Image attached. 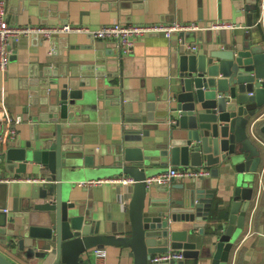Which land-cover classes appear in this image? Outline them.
Here are the masks:
<instances>
[{"label": "water", "instance_id": "water-1", "mask_svg": "<svg viewBox=\"0 0 264 264\" xmlns=\"http://www.w3.org/2000/svg\"><path fill=\"white\" fill-rule=\"evenodd\" d=\"M258 16L248 17V27ZM192 33L179 35L183 40L172 55L171 80L159 96L151 94V108L142 104L136 111L132 102L120 101L100 66L88 68L79 89L61 82L60 68L46 67L31 80L30 134L0 154V180L17 167L35 166L44 176L28 185L30 197L20 192V210L10 216L5 212L9 182H0L3 244L40 264H88L83 256L105 247L128 250L134 264H152L153 256L169 251L181 252L184 259L160 264L230 263L252 201L261 195L264 149L251 129L264 139V43L250 34L230 42L221 37L196 41ZM190 42L200 44L196 51L183 49ZM118 52L117 47L110 57ZM111 108L119 110L121 141L109 164L100 156L101 174L134 181L129 230L125 224L116 230L110 215L100 219L94 205L72 199L78 182L94 167V149L85 148L80 132L92 120L109 122ZM159 130L162 141L153 143L151 132ZM169 165L207 167L210 179L146 183ZM222 174L231 190L224 204L228 209L216 216L219 226L207 228L217 192L214 180ZM205 236L211 237L208 243L202 242ZM0 264L14 263L0 253Z\"/></svg>", "mask_w": 264, "mask_h": 264}, {"label": "crops", "instance_id": "crops-1", "mask_svg": "<svg viewBox=\"0 0 264 264\" xmlns=\"http://www.w3.org/2000/svg\"><path fill=\"white\" fill-rule=\"evenodd\" d=\"M256 1V4H249L247 0H8L7 13L8 21L12 26H49L70 23L96 29L112 22L149 24L177 21L197 22L202 26L226 22L236 28H209L206 29L209 31L205 30L206 34H201L200 31L192 34L196 41L221 37L227 42L250 34L251 37L262 40L264 43V0ZM247 6H250V9ZM257 12L258 18L261 16V20L263 19V24H257V19L256 22L252 20V26L248 27V17L254 19ZM178 43L175 37L168 39L162 34H153L137 40L132 53L123 54L119 51L118 56L111 58L110 56L117 53L116 42L95 40L87 34L62 35L51 40H42L34 36L10 39L8 42L10 63L6 72H0V102L12 116H21L24 119L23 123L17 126L18 135L15 141L24 142L29 137L30 120L32 122L28 115L32 97L30 82L44 68H60L63 74L61 82L68 84L71 89H79L81 80L89 72L88 68L100 66L105 73L106 82L115 88V95L120 101L132 102L137 111L138 105L142 104L151 108L153 105L149 102L151 94L159 96L169 84L172 76V55ZM186 44L193 45L192 42ZM99 58H103V63L100 65L97 64ZM119 119L118 108H111L109 122L100 121V118L92 120L80 132L85 148L94 149V167L90 168V174L87 177L78 182L72 199L94 205L100 212L98 216L100 219L110 215L116 230L119 229L118 224H125L123 229L129 230L130 226L127 223L133 192L132 184H128L129 186L110 183L96 186L83 185L89 181L108 179L101 174L103 168L100 166V156H105L107 164L113 158V148L121 141ZM46 125L50 126V124ZM166 127L168 126L160 128ZM161 131L151 132L153 143L162 141ZM12 141L14 140L8 137L0 141V154ZM169 167L173 166L160 168L154 176ZM263 167L260 168L258 176L260 183L258 189L261 195L252 201L245 229L232 250L229 264H264ZM43 176L37 167L30 166L17 167L14 174H4L3 179ZM3 179L0 182L6 183ZM189 181L188 178H179L174 183ZM206 183L205 188H210V183L208 181ZM214 183L217 192L213 199L207 228L213 224L218 226L221 224L215 221L216 216L228 209L224 204L228 205L231 197L226 175H220ZM7 184L5 212L10 216L20 210L23 198L20 197V192L28 195L32 189L28 185L32 184L25 185L19 181ZM193 232L198 231L195 229ZM210 238L205 236L202 242L208 243ZM107 249L108 264H134V259L129 256L128 250L113 247H107ZM0 253L14 264H40V262L26 259L22 253L3 244L1 240ZM83 258L88 261V264H93L95 261L93 250Z\"/></svg>", "mask_w": 264, "mask_h": 264}, {"label": "built area", "instance_id": "built-area-1", "mask_svg": "<svg viewBox=\"0 0 264 264\" xmlns=\"http://www.w3.org/2000/svg\"><path fill=\"white\" fill-rule=\"evenodd\" d=\"M7 1L0 0V72H6L10 63V51L8 49V42L10 39H18L22 36L37 37L42 40H51L54 37L69 34H87L91 35L95 40H112L116 42L119 51L123 54H130L134 51V46L140 38L150 36L153 34H162L168 39L177 38L178 41H182L180 38L181 33L199 32L206 28L220 29V28H236L226 22H219L208 26H202L197 22L185 23V22H171V23H149V24H125L122 22H112L100 26L99 28L92 29L88 26H78L75 24L64 23L58 25L49 26H12L8 21L7 13ZM257 24H263L261 16L258 18ZM205 27V28H204ZM184 50L196 51L197 47L184 43ZM252 95V93L250 94ZM24 119L21 116H12L2 102H0V141L2 142L6 137L10 140H15L18 131L17 126L22 124ZM252 137L257 140L264 149V139L257 135L253 129H251ZM210 175V171L206 167H169L161 172L159 175L146 179L147 184H169L172 180L179 178H188L190 180H198L200 178H207ZM24 181L30 184H37L42 181L35 177L24 178H6V182L12 181ZM134 184L132 179H107V180H95L89 181L84 186H96L102 184ZM95 261L93 264H108V249L94 248L93 249ZM181 252L169 251L165 254H158L151 258L152 264H160L163 262H170L173 260H183Z\"/></svg>", "mask_w": 264, "mask_h": 264}]
</instances>
